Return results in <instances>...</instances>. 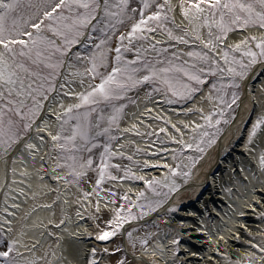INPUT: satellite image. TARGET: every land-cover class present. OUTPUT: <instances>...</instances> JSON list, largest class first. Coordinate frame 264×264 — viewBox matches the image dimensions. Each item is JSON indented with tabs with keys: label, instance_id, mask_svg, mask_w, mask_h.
Wrapping results in <instances>:
<instances>
[{
	"label": "snow or ice",
	"instance_id": "1",
	"mask_svg": "<svg viewBox=\"0 0 264 264\" xmlns=\"http://www.w3.org/2000/svg\"><path fill=\"white\" fill-rule=\"evenodd\" d=\"M180 7L186 24L177 23L172 0H139L135 7L130 0H0V153L8 156L23 142L45 111V102L51 103L59 88L75 100L68 104L61 100L62 112L55 114L59 121L57 130L54 134L48 132L50 147L56 153L55 160L48 156L52 170H63L54 180L74 185L83 192V199L94 193H113L114 189L103 187L109 180H143L153 193L159 189V199L149 200L141 191L137 196V200L143 201L138 205L140 214L167 203L170 194L180 186L176 175L185 180L191 175V171L181 170L180 157L184 149L205 152L215 142V137H210L205 128L227 122L225 111L239 100L241 84L255 65L264 66V32L248 33L227 43L229 35L237 30L264 29V0H180ZM124 25L127 26L120 30ZM157 35L162 38L157 39ZM114 38L117 39L115 48L111 46ZM180 44L189 46L188 50L179 47ZM75 45L84 47L77 50ZM221 48L222 52L218 51ZM68 70L71 71L67 82L61 83ZM74 77H79L81 84L85 83L84 78L91 83L80 91H71L69 84ZM210 79L214 82L210 83L209 98L225 107L215 106L202 117L203 124L193 121L192 125H186L192 129L191 142L182 138L177 141L167 127L153 132L149 126L147 133L138 130L136 125L128 129L145 135L146 139L156 132L166 134L157 135V143L181 145L173 151L175 166L166 161H134L145 166L166 167L168 171L163 178L146 179L114 162L115 157L134 159L125 152L115 151L123 147L115 142L117 136L124 134L120 131V121L126 115V102L135 103L130 101L131 92L147 84L151 93L161 95L167 102H182L194 98ZM198 110L203 112L202 108ZM171 126L176 128L175 124ZM262 129L264 115L258 116L252 124L249 142ZM219 130L216 127L217 133ZM176 131L183 137V132ZM196 132L200 133L199 137ZM136 151H142L139 145ZM168 151L160 148L155 154ZM188 159L194 165L198 158L189 156ZM259 163L264 168V153ZM93 169L95 183L92 191H87L82 188L81 179ZM119 171L124 175H119ZM258 191L259 195L247 207L256 208L257 203L264 206V189ZM116 195L103 198L115 203ZM124 201L128 202V208L121 203L114 210L112 218L106 221L107 226L96 233L99 239L108 240L128 220L137 218L127 193H124ZM96 207L99 209V201ZM122 212L125 214L121 215ZM259 214L264 217V212ZM6 223L11 224V221L6 220ZM50 223L58 227L66 223V219L58 224ZM128 236L131 238L132 233ZM19 243L16 239H7L0 225V246H3L0 264H53L50 257L55 253L51 250L28 258L20 253ZM172 243L174 253H179L181 237L178 235ZM32 247L35 248V244ZM254 247L258 253L249 250L234 264H264V246L257 243ZM91 253L88 264H96V249L92 248ZM189 255L198 253L189 252ZM118 264L125 261L121 259Z\"/></svg>",
	"mask_w": 264,
	"mask_h": 264
},
{
	"label": "bare ground",
	"instance_id": "2",
	"mask_svg": "<svg viewBox=\"0 0 264 264\" xmlns=\"http://www.w3.org/2000/svg\"><path fill=\"white\" fill-rule=\"evenodd\" d=\"M172 1H176L173 4L177 23L186 24L178 0ZM261 32L264 29L238 30L229 35L227 43L231 44L248 33ZM179 47L187 51L189 46L180 44ZM218 51L222 52V48ZM70 71H65L61 83L67 82ZM251 78L244 84L247 95L240 118L227 130L219 144L216 143L205 154L190 178L183 181L175 178L180 186L164 209L149 220L134 221L108 242H101L96 233L122 203L120 197L116 196V202L111 203L103 198L110 195L105 191L83 199V192L74 185L54 180L55 175L63 173L60 169L52 170L48 156L55 160L56 153L50 147L48 132L54 134L57 130L59 121L55 114L62 112L59 107L61 100L65 104L75 100L58 88L51 103L45 102V111L23 142L17 144L8 156L0 157V225L4 227L7 239L18 240L20 253L28 258L51 250L55 253L50 257L53 264L66 260L65 263L88 264L92 248L96 249V256H102L96 264H117L123 251L128 255L127 264H177L178 261L186 264H234L249 250L258 253L254 244L264 246V217L259 214L264 212V206L257 203L256 208H249L247 205L259 195L258 190L264 189V168L259 163V157L264 153V129L251 142L249 133L257 117L264 115V66L257 64ZM84 81L81 84L80 78L74 77L69 90L80 91L91 83L87 78ZM208 93V88H204L184 103H169L164 102L161 95L147 98L146 90H141L138 102L129 108L120 124L124 134L116 143L123 147L115 148V151L132 154L140 161H166L174 166L173 151L181 147L179 143L160 144L156 136L166 134L156 132L146 139L145 135H137L136 131L128 129L136 125L138 130L147 133L149 126L153 132L167 127L177 141L182 138L191 142L192 129L186 125H192L193 121L203 124L202 117L217 106ZM200 108L203 112L198 110ZM172 124H175V129ZM176 129L184 133L183 137ZM29 144L34 147L29 148ZM137 145L142 150L139 153ZM160 148L169 151L156 155V149ZM167 171L166 167L153 164L136 168L135 173L148 179L163 178ZM145 184L143 180H113L104 188L125 191L132 201H138L137 196L145 189ZM81 185L91 191L90 180L83 179ZM61 219H66V223L58 227L50 223L55 221L58 224ZM129 232L132 233L131 238ZM178 235L181 237V251L174 253L172 241ZM146 239L150 240L149 246L142 243ZM65 246L69 249L66 260ZM28 248L32 251L28 252ZM189 252L198 255H189Z\"/></svg>",
	"mask_w": 264,
	"mask_h": 264
},
{
	"label": "rangeland",
	"instance_id": "3",
	"mask_svg": "<svg viewBox=\"0 0 264 264\" xmlns=\"http://www.w3.org/2000/svg\"><path fill=\"white\" fill-rule=\"evenodd\" d=\"M130 3H131V6H133V7H135L138 3H139V0H130ZM127 25H124V26H122L121 27V29L120 30H123L124 29V27H126ZM249 28H259V27H249ZM260 29V28H259ZM263 30V29H262ZM238 31V30H237ZM116 43H117V39H113L112 41H111V46L113 47V48H115V46H116ZM84 47V45H75L74 46V48L75 49H77V50H79V49H82ZM128 55H131V54H128ZM73 64L75 65L76 64V61H75V59L73 58ZM78 67H83L84 65H77ZM254 68V67H253ZM211 82H214V81H212L211 79H210V81L208 82V83H206L205 84V86L204 87H207L208 88V90H209V88H210V83ZM204 87H203V89H204ZM242 88H243V83L241 84V87H240V97H241V93H242ZM143 89H146L148 92H150L151 93V91H150V86L149 85H144V86H142V88L141 89H136V90H134L133 92H131L130 93V101H135V103H136V101H137V96H138V94L140 93V91L141 90H143ZM152 94V93H151ZM155 94V93H154ZM189 100V99H188ZM173 101H175V102H178V103H184V102H186L187 100H185V101H178V100H173ZM214 102H216L217 103V106H219V107H225L224 105H222V104H219V101H217V100H214ZM239 102H240V98H239V100H237V102H236V104H234L233 106H232V108L231 109H226V111H225V117H226V120H227V122H224V121H222L221 122V124L219 125V126H213L212 128H205V130L206 131H208L209 133H210V137H215V142L213 143V144H211V146H209V147H207L206 148V151L205 152H200L198 149H196V148H193V149H184V154L180 157V160L182 161V168H181V170L182 171H184V172H188V171H191V175H190V177L192 176V172H193V170L197 167V165H198V163L202 160V158L205 156V154L211 149V147L218 141V139L222 136V134L224 133V131L226 130V128L229 126V124L233 121V119L235 118V116H236V113H237V110H238V107H239ZM127 103V107H126V112H127V109L130 107V106H132L133 104H135V103H132V102H126ZM125 117V116H124ZM124 117L121 119V121H120V123L123 121V119H124ZM216 127H219V132L217 133L216 132ZM259 132V131H258ZM257 132V133H258ZM198 135H197V137H199V135H200V133L198 132L197 133ZM256 137V136H255ZM118 139H119V136H117V140H116V142L118 141ZM206 139H208V138H206ZM115 142V143H116ZM202 147H204V145H201ZM13 150V149H12ZM11 150V151H12ZM10 151V152H11ZM97 151H99V150H97ZM9 152V153H10ZM4 155L2 154V153H0V157H3ZM189 156H193V157H197L198 159L196 160V162H195V164L194 165H192L191 164V162L189 161V159H188V157ZM117 157H115L114 158V162L115 163H117ZM131 162V161H130ZM132 163V162H131ZM177 163V161L175 160L174 161V164H176ZM137 165H139L138 167H144V164H137ZM61 170V172L63 173V170L62 169H60ZM132 172V171H131ZM118 174L119 175H124V173H123V171H119L118 172ZM190 177H188V178H190ZM95 178H96V172H95V170L93 169V170H90L89 172H88V175L86 176V177H83L82 179H81V182H82V180L83 179H88V180H90L91 181V191H92V189H93V186H94V183H95ZM175 178H179L180 179V181H183V180H185V178L183 177V176H179V175H176V177ZM125 180H134V179H130V178H128V179H125ZM111 181H113V180H109V181H106L105 183H104V185H103V187H105V185L107 184V183H109V182H111ZM134 181H137V182H140V180H134ZM142 191H144L145 193H146V195H147V197H148V199L149 200H158L159 199V197H158V192H159V189L157 190V193H153L152 191H151V189L150 188H148V186H147V184H145V189L144 190H142ZM164 191L165 192H167L168 191V189L167 188H165L164 189ZM116 193H119L117 196H119L120 198H121V200H122V203H123V201H124V193H125V191H121V190H118V189H114V192H113V194L114 195H116ZM173 195H174V192H172L171 194H170V200L172 199V197H173ZM169 200V201H170ZM143 201L142 200H139V202L137 203V204H133V207H132V211H133V213L134 214H136V216H137V218L136 219H130V220H128L126 223H128V222H131V221H136V220H140V219H143V218H145V217H147V216H149L150 214H152V213H154L155 211H157V210H159V209H161L166 203H163V204H161V206L160 207H158V208H155L153 211H146V213L145 214H140L139 213V207H138V205L140 204V203H142ZM127 206H129V205H127ZM145 207H147L146 205H145ZM125 213H121V215H124ZM112 218V215L109 217V219H111ZM108 219V220H109ZM125 223V224H126ZM124 224V225H125ZM123 225V226H124ZM107 225H106V223L105 224H103V228L104 227H106ZM154 226H152L151 225V228H153ZM102 228V229H103ZM101 229V230H102ZM123 230V227H122V229L120 230V231H118L117 232V234L115 235V236H113V237H110L108 240H101L102 242H108V241H110V240H112L114 237H116V236H118V234L121 232ZM147 240V239H146ZM148 241V243L147 244H144L145 246H149V242H150V240H147ZM65 245V244H64ZM75 246L77 245V244H74ZM18 247V246H17ZM2 248H3V246H0V250H2ZM64 248H66L65 249V254H64V260H66L67 258H68V250L69 249H67V246H65ZM28 249H31V248H28ZM29 252V251H28ZM96 254V253H95ZM96 256V255H95ZM101 257L102 256H96V258H99L98 260H96V263L97 262H100V259H101ZM66 258V259H65ZM89 258L90 259H92V253L90 254V256H89ZM121 259H123L124 261H125V264H127V259H128V255L126 254V252L125 251H123V254H122V256H121V258H120V260ZM75 260H77V259H75ZM75 260H73V262L75 261ZM67 261V260H66ZM65 261V262H66ZM78 261V260H77ZM65 262H62L61 264H72V262H67V263H65ZM119 262V261H118ZM118 262H117V264H118Z\"/></svg>",
	"mask_w": 264,
	"mask_h": 264
},
{
	"label": "water",
	"instance_id": "4",
	"mask_svg": "<svg viewBox=\"0 0 264 264\" xmlns=\"http://www.w3.org/2000/svg\"><path fill=\"white\" fill-rule=\"evenodd\" d=\"M249 77H250V75H249ZM249 77L247 78L248 80H249ZM248 80H247V81H248ZM245 96H246V90H245V87H244V88H243V91H242V96H241L240 105H239V109H238L237 115H236V117H235L233 123L229 126V128H228L227 130H229L230 127H231L235 122H237V120L240 118V116H241V114H242V112H243V103H244ZM223 136H224V135H223ZM223 136L219 139V141L217 142V145H218L219 142L222 140ZM164 207H165V206H164ZM164 207H163L161 210H159L158 212H156V213L150 215L148 218L144 219L143 221H145V220H149L151 217L157 215L159 212H161V211L164 209ZM132 223H134V222H132ZM130 224H131V223H128V224H126V226H128V225H130ZM126 226H125V227H126Z\"/></svg>",
	"mask_w": 264,
	"mask_h": 264
}]
</instances>
